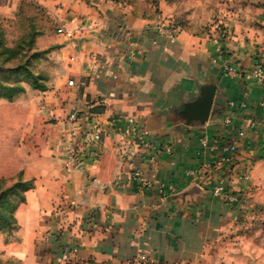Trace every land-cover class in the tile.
I'll return each mask as SVG.
<instances>
[{
  "label": "crops",
  "instance_id": "0c3cea01",
  "mask_svg": "<svg viewBox=\"0 0 264 264\" xmlns=\"http://www.w3.org/2000/svg\"><path fill=\"white\" fill-rule=\"evenodd\" d=\"M36 1L54 28L35 40L42 52L35 71L46 89L26 87L23 108L1 122L23 131V144L10 142L16 168L0 170V178L33 181L15 210L5 254L23 264H140V253L148 264H264V86L248 76L264 63V0ZM19 3L0 0V13ZM163 19L182 27L174 42L151 40ZM62 25L76 37L58 34ZM210 84L216 89L209 118L189 121L184 105ZM101 100L100 159L67 173L66 117ZM116 114L135 117L172 150L142 165L149 187L131 181L120 161L123 138L109 126ZM203 136L236 142L229 168L200 145ZM220 177L236 203L212 194ZM161 185L174 191L161 194Z\"/></svg>",
  "mask_w": 264,
  "mask_h": 264
},
{
  "label": "built area",
  "instance_id": "2783aa9c",
  "mask_svg": "<svg viewBox=\"0 0 264 264\" xmlns=\"http://www.w3.org/2000/svg\"><path fill=\"white\" fill-rule=\"evenodd\" d=\"M152 30L154 32L151 39L153 42L157 40L158 36H164L169 41L174 42L182 32V27L174 20L163 19L155 23ZM56 32L64 35L67 39H74L77 35L76 29L65 25L57 27ZM219 52H221V49H219ZM248 76L257 84L264 86V63L255 64L249 71ZM69 84L72 85L73 82L69 81ZM97 104L103 105V101L101 100ZM230 105L232 106V103ZM97 114L93 112L80 114L77 110L68 113L66 121L69 128L62 142L61 160L62 168L67 173L98 163L105 131L102 122L97 119ZM232 117V112L229 111L223 117L222 122L229 125L232 122ZM122 121L126 123L123 128L119 125V122ZM109 126L113 127L123 138L121 144L118 145V153L121 163L130 167L129 179L138 182L140 189L151 186L152 179L149 175L144 174L142 165H153L162 154H171V148L157 144L149 130L133 116L116 114L110 120ZM200 145L210 147L211 150L218 152L219 163L226 164L228 168L232 164L236 152L235 141L220 140L219 138L210 140L207 136H203L200 139ZM262 146L264 149V142ZM189 174L194 175L195 171H191ZM242 177L249 178V171L246 170ZM166 191L171 193L174 189L171 186L161 185L159 192L165 194ZM211 192L227 204H234L239 200L237 193L225 184L222 177L218 178L213 184ZM69 252L63 255L64 260L68 258ZM134 261L140 264H148L151 259L148 255L140 253L134 256Z\"/></svg>",
  "mask_w": 264,
  "mask_h": 264
},
{
  "label": "rangeland",
  "instance_id": "374dc122",
  "mask_svg": "<svg viewBox=\"0 0 264 264\" xmlns=\"http://www.w3.org/2000/svg\"><path fill=\"white\" fill-rule=\"evenodd\" d=\"M2 10L0 13V99L5 101H0V170L11 172L16 167L13 166L15 153L10 152V142L16 139V145L21 147L23 131L18 134L15 129L8 130L1 125V122L2 119L10 117L15 110L20 111L23 108L20 107L23 102V89L33 88L28 79H23V60L28 53L27 50L30 49L29 46H34V51L37 35L54 27L43 5L36 0H20L16 7H3ZM36 60L32 61L31 70L35 74H40L35 71ZM9 96L11 99L8 98ZM17 181L18 177L0 179V193L11 189ZM19 199L18 195L12 193L8 200L3 197L0 202V264H23L5 254V247L13 239L11 235L15 226L3 227L2 223V212H12L11 202L16 205Z\"/></svg>",
  "mask_w": 264,
  "mask_h": 264
},
{
  "label": "trees",
  "instance_id": "16d2710c",
  "mask_svg": "<svg viewBox=\"0 0 264 264\" xmlns=\"http://www.w3.org/2000/svg\"><path fill=\"white\" fill-rule=\"evenodd\" d=\"M33 47L29 46L30 49L27 50L28 53L26 54V56L23 60V79H28L29 84H31L33 88L39 89V90H45L46 89V85L44 83L45 77L42 74H35L31 70L32 61L34 59H38L42 54V52L38 51L37 49H35L33 51ZM23 91H24V89H23ZM8 98L11 99L10 96ZM89 112L102 113L103 112V106L97 104L96 106L90 108ZM0 179H2V178H0ZM32 187H33V181L23 180L19 176L18 181L11 187V189L6 190L4 193H0V196H1L0 202H1V199L3 197H5V199L8 200V198L11 197L12 193H15L16 195H18L20 197V199L16 205H14V203L11 202V205L13 206L12 212H9V213L2 212V214H3V219H2L3 227L6 226V227L12 228L15 226V223H16V219L14 216L15 210L25 200V192Z\"/></svg>",
  "mask_w": 264,
  "mask_h": 264
},
{
  "label": "water",
  "instance_id": "95a60500",
  "mask_svg": "<svg viewBox=\"0 0 264 264\" xmlns=\"http://www.w3.org/2000/svg\"><path fill=\"white\" fill-rule=\"evenodd\" d=\"M215 85L204 86L201 95L184 105V115L189 121L204 123L210 116L213 98L215 95Z\"/></svg>",
  "mask_w": 264,
  "mask_h": 264
}]
</instances>
